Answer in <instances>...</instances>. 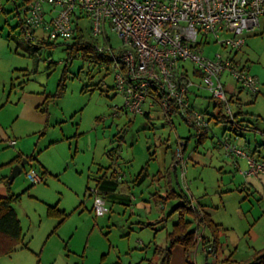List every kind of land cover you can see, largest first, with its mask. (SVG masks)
<instances>
[{"label":"rangeland","instance_id":"1","mask_svg":"<svg viewBox=\"0 0 264 264\" xmlns=\"http://www.w3.org/2000/svg\"><path fill=\"white\" fill-rule=\"evenodd\" d=\"M15 2L23 14L25 0H0V126L17 145L29 147L25 158L29 162L8 184L13 168L3 165L18 147L0 141V198H18L14 208L22 229L14 251L0 254V264L160 262L153 242L166 247V235L178 220L172 210L179 202L167 196L172 191L182 194V189L222 232L218 258L211 255L207 260L200 244L189 264H216L227 257L239 264L253 263L255 254L264 249V173L249 186L252 178L241 173L249 170L246 159L226 156L219 141L229 140L264 162V21L233 53L257 79L259 93L241 90L224 76L227 88L234 86L237 93L230 107L248 128L236 136L226 109L218 123L214 118L221 111L218 102L206 89L193 88L190 104L209 123L208 136L199 144L195 128L180 116L166 119L159 106L150 119L127 112L124 97L116 89L115 73L106 65L90 64L94 58L77 51L78 38L48 40L49 46L43 47L31 44L20 27ZM81 25L83 33L78 36L91 44L89 23ZM109 38L114 47L119 45L115 34L109 32ZM17 42L27 50L16 52ZM97 42L103 45L101 39ZM227 52L211 40L204 56L213 59ZM184 66L199 84L192 63ZM179 152L186 168L178 166L175 172L173 158ZM147 165L149 178L135 185ZM114 170L120 176V194L131 196L133 205L107 200L110 212L97 217L89 190H94L96 179ZM30 171L42 181L33 183L27 177Z\"/></svg>","mask_w":264,"mask_h":264},{"label":"built area","instance_id":"2","mask_svg":"<svg viewBox=\"0 0 264 264\" xmlns=\"http://www.w3.org/2000/svg\"><path fill=\"white\" fill-rule=\"evenodd\" d=\"M27 17L25 37L30 43L48 40H71L76 25L89 23L90 35L101 39L98 54L110 58V70L115 73L116 89L124 97V109L134 115H151L160 107L164 117L171 119L172 108L198 134L208 132L204 114L192 107L189 95L193 88H204L224 104L232 118L227 84L228 76L235 87L250 94L259 93L257 79L234 52L245 45V37L262 27L264 0H25ZM109 32L115 34L119 45L114 47ZM220 45L226 55L210 59L204 49L211 42ZM190 62L201 75V83L193 81L184 63ZM11 145H16L12 141ZM219 146L228 157H243L249 170L245 177L264 173V162L250 157L246 150L229 140ZM176 165L185 171L183 153L176 156ZM33 183L41 178L27 173ZM93 211L97 217L110 212L105 199L97 190Z\"/></svg>","mask_w":264,"mask_h":264},{"label":"trees","instance_id":"3","mask_svg":"<svg viewBox=\"0 0 264 264\" xmlns=\"http://www.w3.org/2000/svg\"><path fill=\"white\" fill-rule=\"evenodd\" d=\"M16 3V2H15ZM26 4V1H25ZM17 7V11H18V16L20 19V27L23 29V33H24V23L27 17V12H26V8H24V16H22L23 14L20 11V7L16 4ZM26 7V5H25ZM83 30L79 28V26L76 25V34L73 36L72 39L78 38L79 40H81V44L78 46L77 51L78 50H84L86 53H89L88 55H91L93 59V61H90V64H103L106 65L107 70L110 66V58L106 55V54H98L96 51V47L98 46V42H97V38H93L91 36V40L93 41L91 44L88 41H84L83 35L78 36L79 34H82ZM25 35V33H24ZM49 41H38L36 43H31L33 45H38L40 47L43 46H49L48 44ZM84 60L87 59V54L83 57ZM91 59V58H90ZM194 75L196 77H200L201 75L199 74V72L194 71ZM242 90V88H241ZM257 95V94H255ZM235 97L231 96V98L229 99L230 104L233 103V99ZM212 100H215L213 97H211ZM216 101V100H215ZM218 102V101H217ZM219 108L221 109V111L219 112V115L214 116V118H216L217 122L220 123L221 119H224V114L222 112L223 109H225L224 104L218 102ZM173 113L175 116H177V114L179 113L178 109L173 107L172 108ZM239 113H234L233 112V117L231 118L229 116V120L228 122L231 125V131L238 136L237 132L239 130H242L243 128H248L245 127L244 125L241 124V122H239ZM146 117H149L148 114L145 115ZM194 128V127H193ZM197 130V129H196ZM198 132V130H197ZM226 132V131H225ZM208 136V132H202L201 134H198L199 140L198 143L202 144L205 139ZM224 136H226V133L224 134ZM184 148H186L184 146ZM146 172V171H145ZM107 173L103 176V177H99L98 179H96V186L95 189L97 190L98 194L100 196H102L104 199H106V197H109L110 195H112L116 189H114V185L113 182H115L116 184H118V182L116 181L117 179H120L119 174L117 175V172L114 171L112 176L113 178L110 177L108 178ZM117 176V178H116ZM8 181V179H7ZM182 198L185 201V205L182 207H179L180 210H182L180 212V220L179 223L176 224L174 226L173 232L169 235L170 239H171V243L173 245L175 244H181L183 246H185L186 248H191L194 244V240H195V231L191 230V222L187 221L186 218L187 216L190 217H198V212L197 210L194 211V209H192L191 205H190V200L188 199V197L186 196H182ZM18 201L17 197H2L0 198V251H1V255H9L14 251V247H15V243L18 242L21 238V234H22V229H21V224L20 221L18 219L17 213L15 211L14 208V204ZM106 201V200H105ZM201 222H203L206 226V228L212 233V235L217 239L218 238V232H219V226L216 225L212 219L210 218V216H206L203 220H201ZM4 247H7L5 249H3ZM226 264H239L235 261H227ZM251 264H264V251L258 252L256 254L255 260L253 263Z\"/></svg>","mask_w":264,"mask_h":264},{"label":"crops","instance_id":"4","mask_svg":"<svg viewBox=\"0 0 264 264\" xmlns=\"http://www.w3.org/2000/svg\"><path fill=\"white\" fill-rule=\"evenodd\" d=\"M15 7H16V3H15ZM16 10H17V7H16ZM17 16H18V11H17ZM22 16H24V15H22ZM263 21H262V24H263ZM16 44H17L16 52L20 48H24L23 49L24 51L27 50V48H25L22 45L21 42H19V43L17 42ZM235 56H236V58L239 61H241L237 57V55H235ZM193 76L196 77L194 75V71H193ZM196 78H198L200 80V77H196ZM12 88H14V87H12ZM228 92H230L233 97L237 98V93L235 91V87L234 86H231L230 89H228ZM194 97L197 99L198 98V95H195ZM41 106L42 105H39L37 107V110L38 111H39V107H41ZM215 112H216V107H215ZM216 115H219V112L217 114L214 113V116H216ZM150 116L151 115H149V117H146L145 116V118L150 119L151 118ZM0 141L10 142L9 146H12V147L17 146L18 147V148H16L18 150V152L15 151V154L16 153L17 154L8 163L4 164L3 166H9L10 168H14L16 165L20 164L26 157H28V154L27 153H28L29 147L26 144H23V143L17 145V141L16 140H11L9 138V136H8V132L4 128H2L1 126H0ZM12 141H16V145H14V146L11 145V142ZM185 151H186V148L183 149V152H185ZM256 151H254V152H256ZM193 156H191V158ZM173 160H174V163H173L172 168L174 169L175 172H177L178 166L176 165L175 156H174ZM240 164L241 163H239V166H240ZM3 166H0V167H3ZM114 171H116V170H114ZM114 171L107 172V175L106 176L108 178L110 177V179H111V177L113 178L112 174H113ZM170 172H171L170 170H167V174L168 175H170ZM117 175H118V172H117ZM149 176H150V174H149V165H147L140 172V174L135 178V181H134L135 185H142V184H144V182L147 181V179L149 178ZM116 178H117V176H116ZM250 178H252V181L248 182V184H249V186L252 187L253 185H255L257 183L258 180H257V178H254L252 176ZM250 178H249V180H250ZM119 180L120 179H117L116 180L118 182V184H116L115 182H113V185L115 184L113 187H114V189H116V191L112 195H110L109 197H106V199H105L106 200V204H107V200H110V202L115 203V204L116 203H118V204H122L123 203L125 206L132 207V205H133L132 204L133 203V198L131 196L125 195L123 193L120 194V192H119V190H120ZM182 196L188 197V199L190 200V205H191L192 209H194V211L197 210V212H198V217L196 216L194 218V217L187 216V218H186L187 221L191 222V230L195 231L194 244L189 249L186 248L185 246L181 245V244H175V245H173L171 243V239L169 237V235L173 232L174 226L179 223V220H180V212L183 210V209L180 210L179 207H182V206L185 205V201L182 198ZM170 197H173L175 199H179L178 204L172 210V214L175 215V216H177L178 220H177V222H175L173 224L171 231L168 232L167 235H166V237H167L166 247H162V245H158L156 242H153L154 243L153 244V247L155 248V253L159 257L160 262H156L155 263L154 262V259L153 260L152 259L151 260L144 259L147 262V264H189L190 263V259H191V255H192L193 251H195L196 248H197V246H199L200 244L203 247V251L205 253V256H206V259L207 260H208L209 256H211V255H215V258H218V256L216 254L218 253V250H219L220 245H221V235H222L221 234L222 232H221V229H220L221 226L219 224H217L211 218L210 215L206 214L203 211V208H202V206L200 204H198L196 206L195 203H194V201H192V198H190L188 196V194H186L184 192L183 189H182V194H179L176 191H172V193L171 194L169 193L168 196H167L168 199ZM156 198L157 199H160L161 197L158 196V195H156ZM120 200H122V201H120ZM164 202L165 201H163V203ZM162 209H164V208L162 207ZM206 216H210V218L212 219V221L216 225L219 226V232H218V238L217 239L206 228L205 224L203 222H201V220H203ZM155 240H156V237H154V240H152V241H155ZM142 244L145 245L144 242H142ZM148 248H151V246H149ZM261 251H264V249L263 250H260L259 252H261ZM195 254L197 255V251L195 252ZM256 254H255L254 257H256ZM229 260L230 261H233V259L231 257H227V258L222 259L220 262L217 261L216 264H226L227 261H229Z\"/></svg>","mask_w":264,"mask_h":264},{"label":"water","instance_id":"5","mask_svg":"<svg viewBox=\"0 0 264 264\" xmlns=\"http://www.w3.org/2000/svg\"><path fill=\"white\" fill-rule=\"evenodd\" d=\"M28 162H29L28 159H24L20 164L16 165L12 169V173L8 178V184H12L14 180L24 172V167Z\"/></svg>","mask_w":264,"mask_h":264}]
</instances>
